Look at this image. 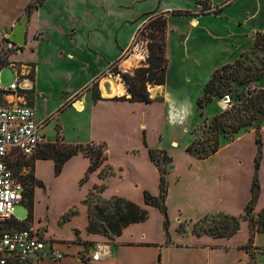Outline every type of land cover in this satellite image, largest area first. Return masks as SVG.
I'll return each mask as SVG.
<instances>
[{"label":"crops","instance_id":"crops-1","mask_svg":"<svg viewBox=\"0 0 264 264\" xmlns=\"http://www.w3.org/2000/svg\"><path fill=\"white\" fill-rule=\"evenodd\" d=\"M29 2L14 0L11 15L4 17L0 13V35L12 27ZM236 3L238 0L211 1L219 14ZM260 9L261 3L257 1L255 13ZM158 15L166 16L165 57L170 43L169 28L175 22L187 23L190 30L178 45L187 48L203 39L195 31H205L201 28L205 18L199 17L204 14L199 13L194 0H45L28 19L24 50L15 60L34 64L32 90L22 96L34 109L36 121L44 123L41 134L49 141L59 137V145L102 146L105 155L101 166L90 172V159L78 153L63 164L57 175L52 159L33 161V188L24 203L26 207L31 202L27 225L41 229L63 258L53 261L41 257L29 264H264V234L256 233L250 244L245 222L229 237L194 231L210 215L238 216L244 212L251 198L257 155L253 128L239 132L229 142L219 141L218 150L203 159L186 152L190 144L179 149L172 141L170 150L160 147L164 131L183 121L181 113L175 110L177 101L166 90L167 64L165 82L153 86L150 102L116 98L108 84L97 85L95 94L89 91V85L121 58L136 31ZM35 32L41 38L35 39ZM212 39L218 41L216 49L221 53L225 37ZM251 49L242 50L239 58ZM237 52L238 40L229 56ZM40 56L46 57L43 67ZM239 58L234 57V61ZM221 65H215L211 71ZM12 69L30 73L25 65ZM209 75L208 80L212 76ZM44 81L49 84L47 91L42 86ZM2 97L1 104L12 101L9 96ZM259 134V194L254 213L264 207L263 126ZM150 152L161 157L164 153L171 165L165 175L167 230L162 212L144 203V192L155 198L160 194L159 170ZM92 194L100 200H128L146 209L148 218L126 226L111 239L90 233L86 200ZM99 242L110 244V256L89 261Z\"/></svg>","mask_w":264,"mask_h":264},{"label":"rangeland","instance_id":"rangeland-1","mask_svg":"<svg viewBox=\"0 0 264 264\" xmlns=\"http://www.w3.org/2000/svg\"><path fill=\"white\" fill-rule=\"evenodd\" d=\"M33 1L34 0H30L29 3H32ZM257 1L261 3L259 13H255ZM13 4L14 0H0V13L2 16L7 17L13 13ZM25 9L26 8H24L18 19L23 16V13H26ZM218 12L219 10L214 13H205L204 16H199L205 18V23L201 26V28L205 31L203 32L198 30L195 32L203 37V39L201 38L197 44L190 43L187 48L184 45H178L179 39L186 37L190 31L187 23L175 22L173 28H169L170 43L165 57L167 70L169 72L166 90L170 94L171 98L177 101L175 110H178L179 113H181L183 121L179 126L172 129H166L162 134L160 138V147L166 150L171 149L170 143L172 141H175L177 143V147L182 149L191 144L192 140L201 142L207 137H212V132H210L209 129L204 128V125L208 124L212 117L221 113V107L224 108V110H228L233 106L240 107L242 104L246 103L245 98L249 97L248 93L254 94V92L264 89L263 38L259 36L258 46L251 49L254 36H256L257 33H264V0H238V3L228 6L222 14H219ZM33 13L34 10L31 11L29 20H31ZM199 17L196 16V18ZM41 18L44 22V18ZM18 19H16V21ZM11 28L7 29L4 34L0 35V61L8 64L7 67L3 68L0 72V86L4 88L14 82L15 75L12 68L20 69L21 65H25L30 69V78H33L34 76V64L18 62L15 60L24 48H18L8 41L7 37L11 32ZM212 36L225 37V40L222 42L220 41L223 44L221 53L218 49H216L218 41L213 40ZM33 37L35 39H39L41 38V34L39 32H35ZM237 40L238 52L235 53L233 57H230L229 52L233 50V44L235 46V41ZM249 49H251L250 52L243 54L239 58L242 50L247 51ZM234 57L239 58L238 61L240 62V66L238 68L230 69V72L238 70V73L242 75H251L256 72V69H258L262 72L263 78L258 81L249 82L246 85L234 84L232 88L228 89L224 93L222 98L218 99L217 97H213L212 101L205 104L202 108H199L197 101L203 96L209 73L211 72L209 75L210 77L213 72L220 69L222 66H225V64L234 61ZM39 59L42 67L46 65V57L40 56ZM170 63L171 68L168 69ZM218 64L222 65L211 71L212 68ZM97 85L98 84L96 82H92L89 85V91L95 94ZM42 86L46 91L49 90V84L45 81L42 83ZM226 97H228V99L224 100ZM2 102L3 97L0 94V104ZM237 135L238 134H236L233 138ZM233 138L227 139L225 137H220L219 141L229 142ZM64 146L65 145H63V147ZM197 146L198 145L196 144L195 149ZM93 151L97 152L98 150L94 148ZM31 159L32 158L22 159V161L10 164L16 178L21 183L26 185L25 197H27L30 192L29 185H32L33 180L32 167L30 166ZM158 160L160 164L165 167V170L171 166L167 161V158L162 161L160 156ZM106 201L107 200H100L97 198L96 194H92L86 200L89 216L94 222L101 225H104L105 223L100 216H96L97 211L94 209V205L98 203L99 205L104 206L106 208L105 213L114 212L112 201L109 203ZM223 215L230 214L220 213L210 215L198 223L195 226V229L204 233L213 230L217 232L220 227L228 222L223 218ZM243 215L244 212L235 217H242ZM26 216L27 209L24 203L18 204L14 207L13 217L15 219L21 221L25 219ZM243 222L248 224L247 221ZM102 236L107 239L112 238V236L108 234Z\"/></svg>","mask_w":264,"mask_h":264},{"label":"trees","instance_id":"trees-1","mask_svg":"<svg viewBox=\"0 0 264 264\" xmlns=\"http://www.w3.org/2000/svg\"><path fill=\"white\" fill-rule=\"evenodd\" d=\"M45 0H34L26 7L25 12L30 15L31 11L40 7ZM174 15H187L182 13H173ZM148 37V67L138 68L133 71L131 76L126 75L125 79L129 85L132 101L150 102V98L146 92L147 84L152 86H160L165 82L166 71V58H165V39H166V16L158 15L150 18L148 23L144 26ZM263 38L264 46V33H257L252 48L258 46V37ZM8 64L0 61V72ZM240 62L237 60L234 64L222 66L216 70L211 78L205 85L202 98L197 101L199 108H202L205 104L212 101L213 97L222 98L224 93L232 88L234 84L246 85L252 81H258L263 78L262 72L256 69L255 73L251 75H242L238 73V70L230 69L238 68ZM1 94V93H0ZM249 97L245 98L246 103L240 107H231L228 110H224L218 115L211 118L208 124L204 125V128L210 130L212 137H207L201 142L193 140L191 144L186 148V152L192 156L203 159L214 154L219 148L220 137L227 139L233 138L242 130H248L253 128L256 134L257 155L254 160V175L251 185V198L244 208V215L242 217H235L231 215H223V218L228 222L225 223L219 231L206 232L210 235L229 237L233 235L239 228L243 221L248 222L249 227V242L251 244L253 236L256 233L264 234V207L257 213H254V207L258 199L259 183H258V169L261 158V138L259 130L264 118V89L252 93H248ZM198 145L195 149V145ZM96 148L98 151L94 152ZM82 153L84 156L90 159L89 171L98 169L105 160L104 149L102 146L86 145V146H64L63 145H45L41 147L38 152L31 159L30 166L32 167L35 159H52L54 161V172L59 174L63 164L69 160L72 156ZM162 161L167 158L163 153ZM150 158L155 163L159 170V197L155 198L150 196L147 192H144L145 205L158 208L164 217V229L167 230L168 218L166 208L164 206V199L167 190V183L165 180L166 170L159 162L160 154L150 152ZM23 157H16L14 162L22 161ZM168 161V158H167ZM13 171V170H12ZM102 175L105 174L103 173ZM14 173V172H13ZM15 175V174H14ZM19 181V180H18ZM20 182V181H19ZM21 183V182H20ZM23 193V203H25V189ZM33 188L29 185V190ZM30 193V192H29ZM112 201L114 212L105 213L106 208L96 203L94 209L97 211L96 216H100L104 221V225L94 222L89 216L87 230L90 233L100 235L118 236L122 230L133 223L144 222L148 218V211L128 200L120 197H113L106 202ZM27 217L24 221L15 220L12 225L15 228L27 227V222L31 216V202L26 205ZM89 215V214H88ZM194 231L199 232L195 229Z\"/></svg>","mask_w":264,"mask_h":264},{"label":"built area","instance_id":"built-area-1","mask_svg":"<svg viewBox=\"0 0 264 264\" xmlns=\"http://www.w3.org/2000/svg\"><path fill=\"white\" fill-rule=\"evenodd\" d=\"M211 1L194 0L199 13L203 14L219 10L211 5ZM145 25L136 31L121 58L110 64L94 81L98 85L104 81V84L114 83L121 87L122 92L117 91L114 95L116 98L130 99V88L125 76H131L135 69L148 67L149 40ZM14 75V82L8 88H0L1 95L12 98V101L0 104V264H29L41 257L61 260L63 255L53 248L41 229L31 226L15 228L12 225L17 220L13 217V209L23 203L24 186L14 175L10 164L18 156L28 158L45 145L57 146L61 143L59 137L49 141L41 134L44 123L36 121L34 109L23 99L22 93L32 90L29 73L15 70ZM152 90L153 86L147 84L149 98ZM261 125L264 126V118ZM110 248L107 242L96 243L89 261L107 259Z\"/></svg>","mask_w":264,"mask_h":264},{"label":"water","instance_id":"water-1","mask_svg":"<svg viewBox=\"0 0 264 264\" xmlns=\"http://www.w3.org/2000/svg\"><path fill=\"white\" fill-rule=\"evenodd\" d=\"M28 19L29 14L24 13L23 16L13 25L12 30L7 37L8 41L18 48H23L25 46Z\"/></svg>","mask_w":264,"mask_h":264},{"label":"bare ground","instance_id":"bare-ground-1","mask_svg":"<svg viewBox=\"0 0 264 264\" xmlns=\"http://www.w3.org/2000/svg\"><path fill=\"white\" fill-rule=\"evenodd\" d=\"M125 63H128V61L125 62ZM104 83H105V82L102 81L100 84H104ZM109 85L111 86L112 95H115V94L117 93V91L122 92V88L119 87V86H116L114 83H109ZM102 89H103V88H102ZM219 104H220V103H219ZM225 104H226V103H225Z\"/></svg>","mask_w":264,"mask_h":264}]
</instances>
